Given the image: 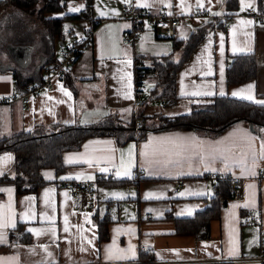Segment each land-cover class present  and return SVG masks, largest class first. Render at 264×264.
Here are the masks:
<instances>
[{"label":"crops","instance_id":"1","mask_svg":"<svg viewBox=\"0 0 264 264\" xmlns=\"http://www.w3.org/2000/svg\"><path fill=\"white\" fill-rule=\"evenodd\" d=\"M143 3L144 0H139ZM225 2L218 0H203L204 8L196 6V0H186V4L190 7L181 10L180 0H165L164 3H154V0H148L153 4L151 8L137 7V0H92V15L90 19H83V32L96 24L93 33V43L83 53L80 54L74 63L72 70L69 72L67 84L64 79L52 77L50 79L51 86L48 89L40 91L38 95L22 96V92L18 88L17 80L26 79L33 73L27 72V59L21 60L16 58L11 51V45L32 47V53L39 52L37 64L44 63L48 58V48L52 50L51 43L48 41L45 29L33 17H29L20 10L10 5L0 19V65L3 69L0 71V77H9L10 79H0V96L10 97L17 96L16 100L0 104V138L19 133L21 131L33 130L40 125H50L54 123L80 124L95 123L110 113H114L123 121L131 120L133 115H144L153 117L156 115L176 116L188 114L192 111L194 105L205 104L215 96H231L248 85H254L253 94L256 100L264 101V17L258 15V0H255V7L251 9H242L241 0H237L238 7L235 10L232 20H230L224 28L211 30L205 39L193 52L189 60L178 71L176 81V93L179 96L178 101L173 105H166L162 100L147 101L141 107H135V73H134V55L141 56H159L170 54L173 50L172 39L158 36L152 25H146L139 33L138 39L133 47H129L122 41L123 34L131 29V21L128 18L127 10L129 8L148 10L152 14L166 12L178 17L179 23L176 27V36L174 39H186L198 27L207 24L213 18L224 21ZM171 3V7L168 4ZM71 7H79V11H70ZM86 9V0H69L64 12H54L46 14L49 18H61L65 14H77ZM204 11V16L197 15L198 11ZM253 11V13H250ZM101 12L104 15H101ZM221 13V15H213V13ZM241 20L252 21L251 26L240 25ZM76 21V20H75ZM69 22V21H67ZM34 27V32L41 33V39L37 44L26 38L22 31L23 24ZM66 23V22H65ZM64 23V24H65ZM236 27V39L239 42L247 41V47L250 52L237 53L248 54L254 53L257 57L258 72L254 80L243 82L235 85H228L226 80V70L228 65V56L235 55L232 52V29ZM36 32V33H37ZM84 34V33H83ZM224 36V55L220 53V37ZM6 36L4 44L1 38ZM64 36V35H63ZM84 36V35H83ZM81 36V37H83ZM79 37V38H81ZM60 41L62 39L58 38ZM56 40V38H55ZM2 44V46H1ZM55 44V41H54ZM65 36L62 47L67 45ZM55 51V48L53 46ZM207 49V51L205 50ZM55 54V52H54ZM178 59V54H176ZM199 58V59H198ZM55 55V61L59 62ZM47 60V59H46ZM131 61L127 65V61ZM223 60L224 65V95H220V61ZM214 75L204 76L209 63ZM18 64L21 71L18 72L13 66ZM121 69L122 73H130L132 79V99H124L118 94L117 90L121 88V84L114 76H119L117 70ZM17 76V77H16ZM46 73H41V78H45ZM155 79V78H154ZM38 79H31L29 84L39 82ZM153 80V77L147 81ZM154 81V80H153ZM183 82V83H182ZM214 82L213 91L215 95L207 97H191L182 96V87L185 91L191 89L192 84L207 85ZM146 84V83H145ZM155 87V81H154ZM72 93V98L64 96L60 92V86ZM153 87V88H154ZM53 97L48 100L47 96ZM152 91L148 95H150ZM20 97V99H19ZM23 98L26 102H23ZM63 100L64 103L56 101ZM244 100V99H241ZM198 101V102H193ZM248 101V100H246ZM254 103V102H253ZM259 104V103H256ZM26 106L23 110L22 107ZM131 110L126 111V110ZM51 110L54 115L49 114ZM152 121L151 118L147 122ZM67 122V123H66ZM241 130L250 132L256 137L255 148L259 151L260 138H264V129L255 128L248 122L239 121L217 136L206 135L193 129H171L166 131H150L142 139L129 140L123 144H119L115 137L103 136L92 137L85 140L78 150L65 151L63 153V162L65 169L57 172L54 168H43L41 170L46 184L41 186L36 193L18 194L13 182H5L0 184V188H11V200L13 207L17 213V226L21 224L23 231L30 234L31 241L23 243L20 241H11L10 232L8 230V243L0 244V258L7 260L15 255L20 258V264H37L43 257V252L39 245H51L50 251L55 257L56 264H105L103 259L104 250L112 245L113 240L116 246L127 249L129 243L135 246L136 257L134 260L118 261L113 264H141L154 261L163 264H264L261 259L264 258V250L262 249V232L264 231V176L260 177V171L264 169V162L260 163V167L256 169L255 177L243 176L239 168H233L228 172H203L202 175H179L175 172H162L158 168L147 170L146 166H142V157L139 151L148 138L161 136H191L195 135L198 139L208 142H216L224 140L234 131ZM101 143H96V142ZM111 141L108 145L104 142ZM88 146L86 149L85 146ZM136 146V163L131 168V178L114 177L106 179V181L98 182L97 177L101 172V167L113 169L114 174L119 168L121 153L125 154V162L127 165V151ZM108 147L114 148V153L101 151ZM95 155L99 157L98 161L93 162L90 168L87 163H68L66 157L75 155ZM11 155L13 160L4 165V172L11 173L15 156L12 152H4L0 157ZM114 156L113 163H109L102 159L107 156ZM235 158H239L240 150L234 152ZM215 167L220 168L222 165L217 162ZM188 169L185 167L184 171ZM122 171V170H121ZM51 173L52 178H48L45 174ZM227 174L239 181L242 196L233 198L223 207L220 220L213 221L210 227V239L201 240L193 235H177L175 232V221L173 218H187L195 215L196 212L204 209L207 200L213 195L212 180L204 178L205 175ZM11 175V174H10ZM91 175L93 179L87 177ZM13 176V175H11ZM60 177H68L60 179ZM68 181H85L94 184L91 195H81L74 198L66 182ZM124 182V183H122ZM252 183L256 185L255 192V209L240 207L233 209L232 205H243L250 196L248 185ZM207 189L211 195H196L198 190ZM51 190L48 200L56 208L54 215L56 216L57 239L55 243L49 235H41L39 238L27 231L28 227L45 228L48 227L47 221H42L40 216L44 211H49L45 203L44 193ZM152 192L160 198L145 199V196ZM64 193H68L65 197ZM112 193H123L124 198L112 196ZM180 193H184L183 196ZM28 198H35L32 207L37 213L36 219L24 222L20 219V214L27 210L26 201ZM9 201V195L6 191L0 192V205H6ZM193 209L189 215L184 209ZM151 209L152 211H149ZM252 211L253 214H249ZM75 213V215H72ZM234 215H231L233 214ZM50 214H53L50 212ZM87 214V222L85 221ZM69 216L72 225H82L85 229V235L94 239L95 248L99 250V258L91 248L85 253L78 251V243L74 241L72 235L63 232V217ZM95 216L99 219L107 216L110 220L108 224V239L101 242L99 239V230L95 222ZM171 216V217H170ZM135 217V219H133ZM251 217L256 219L255 222H249ZM232 223L236 229L239 240V257L235 259L223 258L227 250L228 244V228L226 225ZM122 229L117 235L116 229ZM134 229V233H129L127 229ZM70 231L75 233V227ZM256 240V244L251 242ZM68 241H73L68 243ZM145 242H147L148 250H145ZM15 245V246H14ZM206 245H211L207 246ZM87 247V245H85ZM30 248H36L37 255L29 253ZM224 251H217V249ZM70 250V255L69 253ZM141 253V254H140ZM178 253L179 255H176Z\"/></svg>","mask_w":264,"mask_h":264},{"label":"trees","instance_id":"2","mask_svg":"<svg viewBox=\"0 0 264 264\" xmlns=\"http://www.w3.org/2000/svg\"><path fill=\"white\" fill-rule=\"evenodd\" d=\"M69 0H0V19L8 6L12 5L29 17L35 18L45 29L52 50L48 48V58L32 72V76L17 80L21 92L29 84L31 79L41 78L42 69L47 64L56 65L54 54L55 38L62 39L63 26L67 21L90 19L92 15V0H86V9L77 14H65L61 18H49L48 13L63 12ZM237 0H226L225 17L221 22L213 18L202 27H198L186 39H172L173 50L170 54L159 56L134 55V62H141V68L135 72L134 83L140 85L144 92L145 83L151 76L155 78V87L148 96L147 101L162 100L166 105L175 104L179 96L176 93V81L178 71L189 60L193 52L205 39L207 34L215 29L224 28L226 19L233 17L237 9ZM142 11V9H136ZM258 15L264 17V0H258ZM146 26V25H145ZM144 26V27H145ZM96 28V24L90 26ZM144 27H140V33ZM157 35L160 34L155 29ZM130 33V31L128 32ZM161 37H165L160 35ZM179 53V58L176 54ZM258 62L256 54H235L228 56L226 80L228 85L240 84L257 77ZM68 75L65 81H68ZM17 77V76H16ZM37 80V81H38ZM42 78L39 82H42ZM38 82V83H39ZM151 118L152 121L147 122ZM245 121L255 128L264 129V105L250 101L236 99L231 96H215L205 104L194 105L188 114L176 116L156 115L146 117L138 114L133 115L131 120L123 121L116 114L110 113L101 120L91 124H62L54 123L48 126L40 125L31 131H21L10 136L0 138V154L12 152L15 156L14 166L9 173L0 176V184L13 182L18 194L36 193L38 189L46 184L41 170L43 168H54L57 172L65 169L63 153L65 151L78 150L85 140L92 137L112 136L119 144L129 140L142 139L150 131H166L171 129H193L206 135L217 136L231 127L233 124ZM136 126L138 129L136 130ZM204 178L212 180L213 195L208 198L204 209L187 218H173L175 221V232L177 235H193L201 240L210 239V227L213 221L221 219L223 207L234 198L232 177L227 174L205 175ZM106 181V180H105ZM124 183V182H122ZM171 217V216H170ZM95 222L99 230L101 242L108 239L107 216L99 219L95 216ZM11 241L28 243L31 241L30 234L23 231L21 224L10 232ZM141 254V253H140ZM233 264V263H219Z\"/></svg>","mask_w":264,"mask_h":264},{"label":"snow or ice","instance_id":"3","mask_svg":"<svg viewBox=\"0 0 264 264\" xmlns=\"http://www.w3.org/2000/svg\"><path fill=\"white\" fill-rule=\"evenodd\" d=\"M130 2V0H129ZM165 0H154V3H164ZM211 2V0H209ZM218 2L223 3V0H218ZM181 10L184 11L185 8L190 7V5L186 4V0H180ZM137 7H148L151 8L153 4L148 3V0H144L143 3L137 0ZM171 3L168 4V7H171ZM196 6L198 8H204L203 0H196ZM241 7L242 9H251L255 7V0H241ZM70 11H79V7H71L69 8ZM101 15H104L101 12ZM213 15H221V13H213ZM252 21L250 20H241L239 22L240 25L244 26H251ZM232 52L233 54L245 53L250 52L251 49L247 47V41L239 42L236 39L237 29L233 27L232 29ZM207 51V49H205ZM220 53L221 57L224 55V36L221 35L220 37ZM199 59V58H198ZM207 71L203 73L204 76H212L214 75L210 62ZM127 65L131 64V61L126 62ZM224 65L223 60L220 61V84L221 90L220 95H224L223 91V76ZM118 73H122L121 69L117 70ZM0 79H10L9 77H0ZM113 79H117V82L121 84V88L117 90L118 94L122 95L124 99H132V79L130 73H122L118 77L114 76ZM183 83V82H182ZM149 87H153V85H149ZM214 87V82H209L207 85L200 84H192L191 89L185 91L182 87L181 95L182 96H191V97H207L215 95V92L212 90ZM254 85H248L247 88H242L237 92H233L232 95L235 97H239L244 100H248L250 102L259 103L264 105V101H258L255 99L253 94ZM60 92L68 97L69 99L72 98L71 91L65 89L63 85L60 86ZM47 96L48 100H53V97L48 96L47 93H44ZM57 103H64L63 100L56 101ZM198 102V101H193ZM126 111H131L126 110ZM50 115H54V113L49 110ZM67 123V122H66ZM31 131V129H29ZM264 131V130H262ZM256 137H254L250 132H245L241 130H236L229 137L224 140L216 141V142H208L202 139H198L195 135L191 136H161V137H149L147 142L143 145L142 150L139 151V156L142 157V166H146L147 170L158 168L162 172H175L178 171L179 175H202L203 172H228L231 171L233 168H239L241 174L245 177L251 176L255 177L257 175L256 169L260 167V163L264 162V138H260L259 144V151L255 148ZM101 143V142H96ZM108 145H111V141L104 142ZM85 148L87 149L88 146L86 145ZM236 149L240 150L239 158H235L234 152ZM101 151H107L109 153H114L116 150L114 148L108 147L107 149H102ZM127 165L125 162V154L121 153V158L119 161V168L115 172L116 177H124L131 178V168L135 166L136 160V146H131L127 151ZM99 157L95 155H85L81 156L79 154L75 156L66 157V161L68 163H87L91 168L93 166L94 161H98ZM102 159L106 160L109 163H113L115 157L110 155L107 157H103ZM13 157L11 155H5L0 157V176L5 174L4 172V165L7 162H11ZM219 162L222 167L217 168L215 167L216 163ZM185 167L188 169L184 171ZM201 168L203 172H201ZM101 172H107L108 168L101 167L99 169ZM122 170V171H121ZM48 178L51 177V173L45 174ZM68 177H60V179H67ZM87 179L91 180L93 177L89 175ZM250 190V196L248 200L243 204H234L232 205L233 209L245 207V208H252L255 209V192L254 189L256 188L255 184L250 183L248 185ZM6 191L9 195V201L6 205H0V244L8 243V230H15L17 228V213L15 208L13 207V203L11 200L12 196V189H4L0 188V192ZM51 190L46 191L44 193L45 203L49 211H44L40 218L42 221L48 222V227L45 228H35V227H28L27 231L32 233L34 236L39 238L41 235H49L53 242L55 243L57 237V228H56V216L54 213L56 212V208L49 202L48 197ZM196 195H211L207 189L198 190ZM65 197L68 196V193H64ZM112 196L118 197L120 199L124 198L123 193H112ZM181 196L184 193H180ZM152 198H160L156 194L149 192L145 199H152ZM35 198H28L25 202L27 210L23 211L20 214V219L24 222H29L36 219L37 213L32 207V203ZM149 211H152L149 209ZM189 215L192 214L193 209H184ZM75 215V213H72ZM231 215H234L231 214ZM87 214H85V221L87 222ZM135 219V217H133ZM75 227V233L70 231L71 228ZM228 228V244L227 250L225 252V256L223 258H227L229 260L235 259L239 257V240L238 234L236 229L232 226L230 222L226 225ZM117 235H119L122 229L117 228L116 230ZM129 233H134V229L129 228L127 229ZM63 232L65 234L72 235L74 241L78 243V251L81 253H85L91 248V250L97 254L99 258V250L95 248L94 239L89 238L85 235V229L82 225H72L69 220V216L65 215L63 217ZM73 241H68V243H72ZM252 244H256L257 241L253 240ZM87 245V247L85 246ZM15 246V245H14ZM211 246V245H206ZM38 247L41 248L43 252V257L37 264H56L55 257L53 253L50 251L51 245H39ZM145 250H148L147 242H145ZM29 253L31 255H37L36 248H30ZM217 251H224L222 249H217ZM70 255V250L69 253ZM176 255H179L176 253ZM136 257V249L135 246L129 243L127 249L120 248L116 246V241L113 240L112 245L104 250V261L105 264H113V262L118 261H127V260H134ZM0 264H20V258L18 255H15L7 260L0 258Z\"/></svg>","mask_w":264,"mask_h":264},{"label":"built area","instance_id":"4","mask_svg":"<svg viewBox=\"0 0 264 264\" xmlns=\"http://www.w3.org/2000/svg\"><path fill=\"white\" fill-rule=\"evenodd\" d=\"M128 18L131 21V29L126 31L123 34L122 41L128 45L129 47H133L135 45L136 40L138 39L139 33L138 30L140 27H144L145 25H152L154 29L158 31L160 35L165 37L173 38L176 36V27L179 23V19L177 16L166 13V12H159L157 14H152L148 10L137 11L134 8H129L127 10ZM253 13V11H250ZM206 13L202 10L197 12V15L204 16ZM233 17H230L225 20V22H229L232 20ZM93 33L94 29L91 27L87 28L84 31V36L81 38H74L72 39L67 45L63 46L61 49V59L56 65L47 64L43 67L42 72L46 73L47 76L44 78L42 82H36L28 84L25 88V91L22 92V96L30 95H38L40 91L44 89H48L51 86L50 79L52 77H59L60 79H65L67 73L72 70V67L81 53H83L88 47H90L93 43ZM141 62L135 61L134 62V73L141 68ZM135 84V100L134 105L135 107H141L144 105L145 98L144 92L140 85ZM19 97V99H20ZM17 96H10V97H1L0 96V104L7 103L11 100H16ZM27 100L23 98V102ZM23 110L26 109V106L22 107ZM138 127L136 126V130ZM114 170L108 169L106 173L100 174L97 177L98 182H102L106 179H112L114 177ZM264 176V169L260 171V177ZM66 186L70 190L71 195L74 198L80 197L81 195H91L94 189V184L91 182L85 181H68L66 182ZM231 189L234 194V198H240L242 196L240 190L239 181L232 178V186ZM249 214H253L252 211ZM256 219L251 217L249 222H255ZM262 249L264 250V231L262 232ZM264 262V258L261 259ZM125 264V263H122ZM141 264H163L157 263L154 261H149L146 263Z\"/></svg>","mask_w":264,"mask_h":264},{"label":"rangeland","instance_id":"5","mask_svg":"<svg viewBox=\"0 0 264 264\" xmlns=\"http://www.w3.org/2000/svg\"><path fill=\"white\" fill-rule=\"evenodd\" d=\"M21 28H22V31H20V32L23 35H25L26 38L32 39L36 44L42 38L41 37V33L37 32V31H36L37 33L34 32V27H31V29H30L29 26L23 24ZM83 28H84V21L76 20V21L66 22L64 24V26H63V35L65 36L66 43H69L74 38H79V37L83 36L84 35L83 34L84 33L83 32ZM6 38H7L6 36L1 38V42L3 44L6 41ZM1 46H2V44H1ZM54 48H55V51H54L55 55L59 58L61 56L62 45H61V41L58 38H56V40H55ZM179 56L180 55L178 53V57ZM39 57L40 56H39V52L38 51H36L35 53H32V58H31V61L29 63L30 65L27 68V72L32 73V72H34L35 70L38 69V67L40 65V64H37ZM1 66H3V65H0V71H2V69H3ZM13 66H15V68H16V70L18 72L21 71V68H20V66L18 64H14ZM153 80L155 81L154 78H153ZM153 80H150V81L146 82V84L144 86V95L145 96H148V94L150 93V91L154 87V84H153L154 81ZM149 85H153V87H149Z\"/></svg>","mask_w":264,"mask_h":264},{"label":"water","instance_id":"6","mask_svg":"<svg viewBox=\"0 0 264 264\" xmlns=\"http://www.w3.org/2000/svg\"><path fill=\"white\" fill-rule=\"evenodd\" d=\"M11 51L13 52V55L21 60L27 59V63L24 64L22 63V65L28 66V64L31 61V52H32V47L29 46H14L11 45L10 46Z\"/></svg>","mask_w":264,"mask_h":264}]
</instances>
